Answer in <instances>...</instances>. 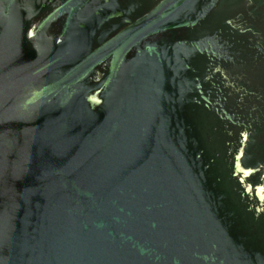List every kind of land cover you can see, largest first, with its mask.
I'll return each instance as SVG.
<instances>
[{
	"label": "water",
	"instance_id": "obj_1",
	"mask_svg": "<svg viewBox=\"0 0 264 264\" xmlns=\"http://www.w3.org/2000/svg\"><path fill=\"white\" fill-rule=\"evenodd\" d=\"M0 264H264V0H0Z\"/></svg>",
	"mask_w": 264,
	"mask_h": 264
}]
</instances>
